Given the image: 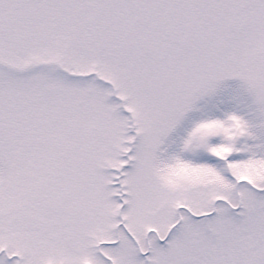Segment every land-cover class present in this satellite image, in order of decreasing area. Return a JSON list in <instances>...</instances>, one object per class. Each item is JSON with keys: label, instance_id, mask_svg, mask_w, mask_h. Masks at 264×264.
<instances>
[{"label": "snow or ice", "instance_id": "obj_1", "mask_svg": "<svg viewBox=\"0 0 264 264\" xmlns=\"http://www.w3.org/2000/svg\"><path fill=\"white\" fill-rule=\"evenodd\" d=\"M0 264H264V0H0Z\"/></svg>", "mask_w": 264, "mask_h": 264}]
</instances>
